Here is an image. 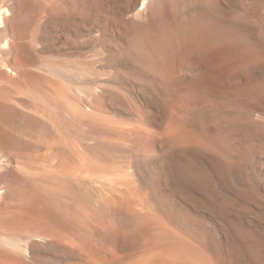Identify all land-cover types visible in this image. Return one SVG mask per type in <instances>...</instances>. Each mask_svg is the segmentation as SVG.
<instances>
[{
  "label": "rangeland",
  "instance_id": "374dc122",
  "mask_svg": "<svg viewBox=\"0 0 264 264\" xmlns=\"http://www.w3.org/2000/svg\"><path fill=\"white\" fill-rule=\"evenodd\" d=\"M167 1L169 3L175 2L174 4L172 3V5ZM192 1L194 0H151V12L148 8L140 14L139 18V15H133V12L128 13L125 10L126 0H39L38 3L40 4L41 10L37 11L36 14L38 12L42 14H35V16L29 19L26 32L27 38L25 39L30 50L28 68L33 72V76L30 79L29 85L25 88H12L8 93V103L11 105V109H9L10 107L8 109L12 112V115H15L16 121L14 124L15 128L12 127L9 129L10 133L12 132V136L14 134L12 137V139L14 138L12 146L14 148V153L17 154V156L14 157H17L18 162L24 166L28 164L37 165L38 163V166L43 164L41 167L49 165V161L52 157L50 153L51 147L49 148V145H51L50 142L44 141V143L40 141L43 146L40 145L41 143H37L38 145L36 144L37 146L35 147V144L32 143V138L27 139V135L30 136V134L28 132V134L26 133L27 128L24 125L26 119H28L30 115L38 113L35 111L39 102L41 107H45L46 109L47 106H52L50 103L54 104L52 108L50 107V110H52V112L54 111L53 114H51V111H48L49 108L47 110L44 108V110L51 114L48 113L49 116L60 117L59 120H55V122L58 120V123H56L57 129H59L60 123L61 128L65 126L67 122L65 115L67 112L68 114H72L75 111V114H79L76 116L78 120L75 118L77 122L74 121L75 123L73 122L72 124L76 127L77 123L81 120L82 125L81 126L79 123V126L77 125V128H75L78 132L76 134L78 137L77 142H87L88 140V142L93 143L94 146L95 143L96 145L98 143L99 147L102 146L100 147V152L103 150L105 154L107 153V156L110 155L112 161L118 159L116 162L118 161L120 165L127 164V162L130 163L129 165H124L126 166L125 169L128 170L127 167L129 166V172L132 169L130 174H135V176L132 175L135 179L138 177L137 181L139 180L138 182L140 184L138 188L143 192V195L148 196L149 193L155 195L152 196V198L149 196L144 198L145 200L149 198V200L145 201L146 204L148 201L152 202H148L150 206H148V204L146 206L151 209L156 208V211H158L157 209L159 208L160 210L158 212L162 211L164 214H167L166 217H171L167 218L169 223L175 228H180L181 231L178 228V230H176L181 232V235H186L185 237H187V239L190 238L189 241L191 240L190 242H192L211 263L263 264L264 63L260 62L258 65L257 63L248 64L245 67H237L234 65V67L232 66L233 71L226 69V73L225 68L228 66L224 67V65H227L228 62H213L215 66L217 65L215 68H219L223 73L225 72V74L221 71L219 72L225 75L224 79H222V74L220 75L219 73H217L219 77L216 73L215 75L212 74L213 76H209V79L211 78L210 83L212 82L210 86L211 90H207L206 92L209 93V91H212L215 94L212 96L210 92L206 94L207 96L209 95L208 97L204 95L203 97H207L206 99L200 96L201 99H199V102V96H196L197 98L192 96L189 98L190 95L179 87L180 84L177 78L178 75H180L179 73H181V67L179 68L180 65L178 66V56H180V52L181 55H183L182 51L186 49L187 45V49H192L190 46H193V44L189 45L192 42L186 43V46L183 45L184 48H180L179 52L175 54V57L177 56L176 58L170 57L172 61L171 59L169 61L172 63L178 60L174 62V64H171L175 67L178 66L177 68L179 69L169 64V56L165 55L162 51L161 53L163 55L158 53L159 50L157 52L156 49L154 52L149 45L143 44L145 41L149 44L150 41L153 42L161 39L162 36L170 34L173 30H176L174 32H179L180 28L178 27V29H176V27L180 26L179 24L181 22L179 19L182 17L181 15L183 14V18L186 17L189 19V14L197 10L194 4L195 2ZM219 1H216L217 5L215 4L214 7V9L216 8L215 10H217L216 16L218 15L217 17L219 18L222 16L219 13L225 14L224 16L226 17L222 16V19L225 20V18H228V20H225L228 23L233 20L231 24H235L234 26L240 23L242 27L237 25V28H234L237 30L241 28L245 29H241V34H243L241 38L244 41L248 40L246 42L250 44L245 42L249 44L247 45L248 47L258 48L257 50L264 55V0ZM176 2L178 4H176ZM55 4L57 8H55ZM182 6H184V8ZM153 8L155 10L159 8V13H157L158 10L155 11ZM178 9H181V11L183 9L182 12H184L185 15ZM191 9H194V12H190ZM52 10L56 11L54 12ZM152 10L155 11V14L162 13L160 15L163 17H159H162V23L164 22L163 25L161 23V18H157V15H154ZM148 12L150 14H148ZM152 13L153 15H151ZM234 20L239 23H234ZM134 21L135 23L133 25ZM176 21H179L177 25H175ZM166 25L167 27L164 31L163 28ZM170 26L171 28H168ZM174 27L175 29H173ZM159 28L162 29L160 33L159 31H161V29ZM169 29L173 30L170 31ZM163 31L166 34L160 36V34H163ZM143 34L146 35L144 36ZM136 35L140 36L144 42L140 38H137L138 36L136 37ZM144 37L146 38L144 39ZM138 39L140 40L138 41ZM141 41L142 43H140ZM137 42L140 44L138 43V45H136ZM139 45H143L141 47L144 48V52L143 48L141 49ZM148 46L151 50L150 53L146 51ZM135 47L139 51L137 50L136 52ZM259 48L261 50H259ZM100 51L103 52L100 53ZM98 54L101 55L98 56ZM192 54L190 57H192ZM162 56L167 57V60ZM193 57L199 59L198 54ZM194 58H191L192 65L188 67L190 69L188 70L187 68L184 70L187 71L188 75H201V69L198 68L200 72H197V64H200L202 60L199 59L200 61H196ZM173 59L175 60L173 61ZM164 60L167 62L165 63ZM193 61H195L196 66L193 64ZM218 62H220V64ZM213 63L210 65H214ZM170 65L171 67H168ZM210 65L207 69L210 71L211 68L213 73L215 68H212ZM191 67L195 69H191ZM166 70H168V72ZM189 71L191 73H189ZM170 73L172 77L171 75L169 76ZM182 73L186 72L182 71ZM216 78H218L217 82L215 81ZM221 80L223 82H221ZM214 82L216 83L214 84ZM218 82L221 83L219 84ZM166 83L168 84L167 86ZM213 85H215V87H213ZM255 85L259 87L256 89L253 88ZM237 86L240 87L237 88ZM35 88L37 91L39 90L40 95L43 94L41 95L42 98L37 94L39 92L34 91L36 90ZM44 90L45 92H41ZM46 92L47 95L45 96ZM36 96L41 98L38 97V100H40L39 102H37ZM50 98H52L53 101ZM164 98L167 102H165ZM261 99L263 100L261 101ZM196 101L198 102L196 103ZM45 103L47 104L45 105ZM182 104L187 105V112L184 111L186 107H181L185 106ZM175 105L176 107L180 106L183 108V114L185 112L189 114V117L187 114L184 115L189 118L188 120L190 121L188 122L192 123H189L191 127L196 126L194 130L198 129L200 132H197V134L199 138L201 136L202 147L205 149L202 148L196 152L180 153V151L160 146L159 142L166 135L165 128L169 117L168 115H170L169 113L167 114L166 111L170 112L171 106L175 107ZM54 108L57 109L55 110ZM164 108L166 109L163 111ZM192 109H194L193 112ZM202 111L204 113H202ZM57 113L62 114L58 115ZM68 114L66 116H68ZM95 114L99 116L97 115V117ZM83 116H86L87 119ZM159 117H161V119ZM196 118L198 119L196 120ZM23 120L24 123L21 124ZM62 120L65 123L62 122ZM130 126L132 128H130ZM79 128L84 131L86 137H84V135L82 137L84 133L80 131ZM93 128L94 130L90 131V129ZM100 128L103 129L101 130ZM116 128L118 131H116ZM97 129L98 131H95ZM86 130L88 133H86ZM113 130L115 131L114 133ZM119 132L124 133V136H121L122 134H119ZM90 133L92 134L91 136L88 135ZM94 134H96L98 138ZM99 136L101 140H99ZM80 137L83 141L81 139L78 140ZM156 137L158 139L162 138L157 140ZM86 138L88 139L86 140ZM104 138H106L108 142L104 141ZM31 140L32 142H30ZM98 141L104 143L105 146L103 147V144ZM124 141H127V143ZM154 142L156 147L154 146ZM108 143H110V145ZM121 143L124 145L129 143L128 146H125L127 149L124 148V150L121 151L119 148ZM105 147L106 149H102ZM212 148H214V151L211 150ZM124 151L127 153L125 152L122 154ZM33 152L35 154L38 153L36 156H33L35 155ZM115 153H117V156ZM38 154L40 155L37 157ZM140 154L142 155L139 156ZM29 156L32 159H30ZM113 156L118 158H113ZM141 157L145 160L141 159ZM108 158L110 159V157ZM19 159L22 161H19ZM36 159L38 161L35 163ZM31 161H34V163ZM122 161H124V164H122ZM45 182L48 183L47 181ZM50 188L53 189L51 185H48L46 189L48 190L47 194L48 192L49 195L54 193L53 195L55 196V190H51ZM56 195L57 198H55L63 203H60L61 205L64 206L68 203L62 198L60 193H56ZM35 249L37 250L39 248L35 247ZM35 249H33L34 251H32L29 256L31 264H72L69 254L64 250L61 252L59 249L53 248V250L50 247L49 249L41 247V250L39 249L37 251ZM205 253L207 255H205ZM218 259H220V261H218ZM221 261L223 263H221Z\"/></svg>",
  "mask_w": 264,
  "mask_h": 264
},
{
  "label": "bare ground",
  "instance_id": "6f19581e",
  "mask_svg": "<svg viewBox=\"0 0 264 264\" xmlns=\"http://www.w3.org/2000/svg\"><path fill=\"white\" fill-rule=\"evenodd\" d=\"M216 1H219V0H194V1H192V2H195L194 4H195L197 10H196V12H194L193 11L194 9L193 10L191 9L190 12L193 11L194 13H192V12H191V14L187 13V14H189V16H188L189 19H187L186 17L183 18L184 17L183 14L181 15L182 17H180V19H179V21L181 22L179 24L180 26H177V27L175 26L176 29H178V27H179L181 32L179 30H177L179 32H174V31H176V30H173V29H175V27H174L173 29H171L173 31L170 34L164 35V34H166V33H164L165 28L167 27V25H166L163 28V30H164L163 34H160V36L164 35V36H162L161 39H158V40L153 41V42L150 41L149 44L146 43V41H145V43H143V44L149 45L151 50L156 51V49H157V52L159 50L158 53H161V51H162L165 55L169 56L168 62H169V64H171L172 62H170L169 60L171 59V61H172V58L175 57V54L179 52L180 48H182L183 45L186 46V43L192 42L189 44V45L193 44V46H190V47H192V49H190V48L187 49V46H188L187 45L186 46L187 50L186 49H184L183 51L181 50L183 55H181V52H180L181 57L178 56L179 57L178 58L179 59L178 66L180 65L179 68L181 67L180 68L181 71L179 70L181 73H179L180 75H178L177 78H178V83L180 84L179 87H181V89H184L188 93V95H190L189 98L191 96L192 97L199 96L198 97L199 102H200L199 99H201L200 96H202V98H204L203 96L206 94H209L210 92L212 93V96H214V94H215L212 91H209V93L206 92L207 90H211L210 86H211L212 82L210 83L211 78L209 79V76H213V75H215V73L217 74L221 71L219 68L218 69L215 68V67H217V65L215 66V64L213 62H217V61L228 62L227 65L224 63L225 64L224 67L228 66L225 68V70L229 69L231 71H233L232 69H233L234 65H236L237 67H245L248 64L251 65L253 63H257V65H258V63H260V62L264 63V55L257 50L258 48L256 49L254 47H252V48L248 47L247 45L250 44L249 42H246L248 40L244 41L241 38L243 35V34H241L242 28L240 30H237L234 28V27L237 28V25L238 26L240 25V23L238 21H236V22H238L239 24L234 26L235 24L234 25L231 24L233 20L230 23H228L225 21L226 19L228 20V18H225V20L222 19L223 17H226V16H224L225 14L223 15V14L218 12L223 17L219 15L220 17L218 18L217 17L218 15L216 16L217 10H215L216 8L214 9L215 4L217 5ZM38 2H39V0H0V264H31L29 256H30V253L32 251H34L33 249H35V247L39 248V249L41 247H46L48 249H49V247L52 249L56 248V249H59L61 252H62V250H64L67 254H69V257L72 260L71 261L72 264H213L210 262V260H208V258L206 256H204L192 244V242H190L191 240L189 241L190 238L187 239V237H185L186 235L185 236L181 235L180 234L181 232L177 231L178 229L180 230V228H178L176 226L178 228L177 229L169 223L167 218H171V217H168V216L166 217L167 214H164L162 211L158 212L160 210L158 207H157L158 211L155 210L156 209L155 207H154L155 209L149 208L148 207V206H150L148 204L149 201L147 202L148 206H146L147 204L145 203V201L149 200V198H147L145 200L144 198L147 195L146 196L143 195V192H141V190L138 188V185H140L138 182L139 180L137 181L138 177H137V179H135L133 177V176H135V174H133V173L130 174V172H132L131 171L132 169L129 172V169H130L129 166L127 167L128 170L125 169L126 166H124V165H127V164L129 165L130 163L127 162V164H124V161H122L123 162L122 164H124V165H120V163L118 161L116 162V160H118V159H116V160L114 159L115 161L114 160L112 161V159H111L112 157L110 155L107 156L106 155L107 153L105 154L103 152V150L100 152V147H102V146L99 147L98 143H97V145L95 143V146H94L93 143L88 142V140H87L88 138H86L87 142H85V141L84 142H77L78 137L76 134L78 132L75 130V128H77V125L79 123L81 125V120L79 123H77L76 127H74V125L72 123L75 121V118H76L78 113L75 114L76 112L74 111L75 113L73 112L72 114L71 113L68 114V112H67L68 116H66L67 114L65 115L67 122L64 118L63 119L65 120L66 123L62 120V122L65 123V126L61 128V125H60L61 121H60L59 122L60 123L59 129H57L56 123H58L57 121L60 119V117L49 116L50 111H51V114H53V112H54V111L52 112V110H50V107L52 108V106L54 104L50 103V105H52V106H50V107L47 106V109L49 108V110H48L49 114H48L47 111L44 110L45 107L44 108L41 107V104L39 102L40 100H38L40 98L39 96H41L43 94L40 95L39 90L37 91V89H36L37 87L35 88L36 90H34V91H37L39 93H37V92H34V93H37L39 95L38 96L39 98L36 96V99L38 100L37 102H39V104H37L36 111H35L38 113H33L32 115L29 116L28 119H26L24 125L27 128L26 133L28 132L30 134V136L27 135L28 133L26 135L28 137L27 139L32 138L33 142H32V140L30 142L34 143L35 147L38 145L37 143H39V144L41 143L40 145L43 146L42 142H40V141L50 142L51 145H49V148L51 147L50 153L52 154V157L49 161V165L47 163L48 166H46V167H41V166H43V164L38 166L39 163L37 165L36 164L35 165L28 164L27 166H24L23 164L21 165L18 162L17 157H14V156H17V154L14 153V151H13L14 148L12 146L13 145V139H14V138L12 139V137L14 136V134L12 136V132L10 133L9 129H11L12 127L15 128L14 124L16 121H15V115H12L11 114L12 112L9 111V109H11V107H10L11 105H10V103H8V100H9L8 93L10 92V90L12 88H25L27 85H29L30 79L33 76V72L28 68V62H29V58H30V50L28 48V45H27L25 39L27 38L26 32H27V28L29 25L28 24L29 19L32 18L33 16H35L37 11L41 10V7L39 6L40 4ZM174 2L175 1H173L172 3L174 4ZM219 2H218V5H219ZM71 3H72V1H71ZM176 4H178V3L176 2ZM158 5H159V3H158ZM158 5H156V6H158ZM151 6H152L151 0H140V1L139 0H126L125 10L128 13L133 12L132 13L133 15H139V18H140V14L142 12L146 11L148 8L150 9ZM221 6H222V4H221ZM182 7L184 8V6H182ZM55 8H57L56 4H55ZM154 8H153V10H155ZM158 9L159 8H157L156 10H158ZM56 10H52V11L55 12ZM42 11H43V9H42ZM155 11H153V12H154V15H157V18L159 16H162V15H160L162 13L155 14ZM179 11H181V9ZM182 11H183V9H182ZM150 12H151V9H150ZM38 13H39V15L42 14L40 12H38ZM157 13H159V10ZM182 13H184V12H182ZM148 14H150V13L148 12ZM151 15H153V13ZM184 15H185V13H184ZM147 16H149V15H147ZM150 17L153 18L152 16H150ZM162 17H159V18H161V23H162ZM230 19H232V18H230ZM154 20H155V17H154ZM175 20H177V19H175ZM179 21H176L175 25H177L178 24L177 22H179ZM236 22L234 20V23H236ZM134 23H135V21L133 22V25H134ZM163 23H162V25H163ZM165 23H166V21H165ZM168 28H171V26ZM159 29H161V28H159ZM160 32H162V29H161V31H159V33ZM159 33H158V35H159ZM139 34H140V32H139ZM137 36L138 35H136V37ZM28 38H29V36H28ZM137 38L141 39L140 36H138ZM142 38H143V36H142ZM145 38L146 37H144V39ZM140 39H138V41ZM141 40H143V39H141ZM131 41H134V40H131ZM143 42H144V40H143ZM245 42L249 43V44H246ZM138 43L139 42H137L136 45H138ZM140 43H142V41ZM251 43H253V42H251ZM141 46H143V45H141ZM141 46H140V48L142 49L143 47H141ZM149 46H148L149 50L146 49V51H149V53H150L151 50H150ZM135 49H136V47H135ZM137 50L138 49H136V52H137ZM185 50L187 53L186 52L184 53ZM259 50H261V49L259 48ZM153 51H152V53H153ZM102 52L100 51V53H102ZM143 52H144V48H143ZM97 53H98V51H97ZM190 53L191 54L193 53L194 55L198 54L199 59L202 61H200L199 59H196L197 56L194 58L193 54H192V57H190V55H191ZM146 54H147V52H146ZM100 55L101 54H98V56H100ZM149 56H151V55H149ZM162 57H164L165 59L167 58L165 56H162ZM170 57H172V58H170ZM191 58H194L196 61L199 60L201 62L200 64L196 63L198 65L197 66L198 71L197 70L196 71L199 73L200 72L199 69H201V72H202L201 75H199V74L198 75H194V74L188 75L187 71L184 70V69H187L190 65H192ZM174 60L175 59H173V61ZM176 61H178V60H175L174 62H176ZM199 61H198V63H199ZM105 62H106V59H105ZM166 62L167 61H165V63ZM174 62L172 64H174ZM212 63L214 65H210ZM218 63L220 64V62H218ZM193 64L195 65V61H193ZM208 64L212 68H215L213 73H212V71H211L212 69L210 67H209L210 71H208V69H207V67L209 66ZM163 65H164V63H163ZM163 65H161V66H163ZM171 65L168 67H171ZM172 66H174V65H172ZM195 66H193V67H195ZM177 67H175V68L179 69ZM229 67H232V68H229ZM195 68L191 67V69H195ZM174 69H171V70H174ZM189 69L190 68H188V70ZM238 69H240V68H238ZM150 70H152V69H150ZM160 70H162V69H160ZM227 70H226V73H227ZM166 71L168 72V70H166ZM182 71H184L186 73H182ZM231 71H230V73H231ZM152 72H154V71H152ZM156 72H157V69H156ZM189 73H191V72L189 71ZM222 73H219V74L221 75ZM223 74H225V72ZM223 74H222V76H223L222 79H224V76H225ZM170 75H171V73L169 74V76ZM171 77H172V75H171ZM215 77H217V76H215ZM218 77H219V75H218ZM217 79L218 78H216V80H215L216 82L218 81ZM216 82H214V84ZM221 82H223V81L221 80ZM221 82H218V83L220 84ZM263 84H264V82H263ZM167 85L168 84L166 83V86ZM255 86L253 87L255 89L257 87H259V86H256V87ZM213 87H215V85H213ZM238 87H240V86H237V88ZM168 88H170V87H168ZM263 88H264V86H263ZM247 89H248V87H247ZM261 91L263 92L262 88H261ZM41 92H45V90L41 91ZM47 92H46L45 96L47 95ZM95 94H96V92H95ZM98 94H99V92H98ZM89 95H91V94H89ZM177 95H178V93H177ZM92 96H93V94H92ZM207 97H205L204 99H206ZM41 98H42V96H41ZM50 99H52V98H50ZM191 100H193V99H191ZM262 100L263 99H261V101ZM52 101H53V99H52ZM198 101H196V103ZM165 102H167L166 99H165ZM184 103H186V102H184ZM206 103H208V102H206ZM46 104L47 103H45V105ZM176 105H175V107L171 106L172 108L169 110L170 112L166 111L167 114L168 113L170 114V115H168L169 117L167 116L168 120H167V124H166V128H165L166 129V131H165L166 135L164 137L162 136L163 139L160 142L159 141H157V142H159L160 146H162V147L169 148V149L175 150V151H180V153L181 152H183V153L188 152L189 153L191 151L196 152V151L201 150L204 147H202V143H201L202 140L200 139L201 136L199 138V135L197 134V132L198 133H200V132L198 131V129L194 130V127H196V126L192 125L193 127H191L190 124H192V123L188 122V121H190V120H188L189 118H187V116L184 115V114H187L189 117V114L186 113L187 112L186 110L188 108L187 105L182 104L185 106H181L184 108L186 107V109H184V111H186L184 114H183V110H182L183 108H181L180 106L176 107ZM55 107H56V105H55ZM198 107H200V106H198ZM190 108H191V105H190ZM193 108H194V106H193ZM165 109L166 108H164L163 111ZM201 109H203V108H201ZM193 110L194 109H192V112H193ZM195 111H196V109H195ZM202 113H204V112L202 111ZM60 114H62V113H60ZM60 114H58V115H60ZM92 114H94V113H92ZM95 115L97 116L98 114H95ZM158 115H160V114H158ZM86 116L85 117L83 116V117L85 119H87ZM160 116H162V115H160ZM93 118H95V117H93ZM154 118H156V117H154ZM159 118L161 119V117H159ZM56 119H58V120L55 122ZM197 119L198 118H196V120ZM201 119H203V118H201ZM199 121H201V120H199ZM257 121H258V118H257ZM75 122H77V121H75ZM96 122H98V121H96ZM23 123H24V120L21 124H23ZM90 123H92V122H90ZM165 123H166V121H165ZM97 125H98V123H97ZM148 125H149V123H148ZM252 126H253V124H252ZM90 127H91V124H90ZM163 127H164V125H163ZM80 128H79V130H80ZM124 128H126V127H124ZM130 128H132V127L130 126ZM261 128H263V127H261ZM54 129H56V130H54ZM87 130H89V129H87ZM91 130H94V128L90 129V131ZM80 131H82V130H80ZM95 131H98V129ZM116 131H118V129ZM153 131H151V132H153ZM256 131H257V128H256ZM256 131H255V133H256ZM82 132L84 133V131H82ZM99 132H100V130H99ZM114 132L115 131L113 130V133ZM156 132H154V133H156ZM86 133H88V131ZM93 133H94V131H93ZM101 133H102V131H101ZM119 134H122L121 136H124V133L119 132ZM151 134H153V133H151ZM80 135H81V132H80ZM83 135H84V137H86L85 133L82 134V137H83ZM88 135L91 136L92 134L90 133ZM94 135L98 138V136L96 134H94ZM261 135H263V134H261ZM125 137H126V134H125ZM80 139H81V137L78 140H80ZM104 139H105L104 141H107L106 138H104ZM115 139H116V137H115ZM160 139L157 138V140H160ZM99 140H101L100 136H99ZM127 141L126 142L124 141V142L127 143ZM98 142H101V141H98ZM111 142H112V140H111ZM133 142H134V140H133ZM223 142H222V144H223ZM102 144L104 147L105 144L104 143H102ZM108 144L110 145V143H108ZM128 144H126V145L128 146ZM109 145H107V146H109ZM126 145L121 143L120 147H119L120 150L123 151L124 148H126L125 147ZM154 146H155V142H154ZM135 147H137V146H135ZM223 147H224V144H223ZM209 148H208V150H209ZM102 149H106V147L102 148ZM213 149L214 148H212L211 150H213ZM206 151H207V149H206ZM34 152H33V154H35ZM39 152H40V147H39ZM125 152L126 151L122 152V154ZM169 152H171V151H169ZM172 153H173V151H172ZM36 154L33 156H36ZM212 154H213V152H212ZM39 155L40 154H38L37 157ZM115 155L117 156V153H115ZM141 155L142 154H140L139 156H141ZM116 156H113V158ZM108 157H110L111 160ZM189 157H191V156H189ZM116 158H118V157H116ZM194 158H196V157H194ZM30 159H32V158L30 157ZM141 159H143V157H141ZM126 160H125V162H126ZM143 160H145V159H143ZM19 161H22V160L19 159ZM37 161L38 160L36 159L35 163ZM113 162H115L116 165ZM136 162H135V164H136ZM32 163H34V161ZM232 165H233V163H232ZM45 181H47L48 183H46ZM46 185L47 186L51 185L53 187V189L55 190V192L60 193V195H62V198H64L68 203L63 206L60 204L62 202H59L58 199H56L57 198L56 196L58 194L56 195V193H55V196L53 195L54 193L52 195H49V192H48V194H47L48 190H46L47 189ZM50 189L53 190L52 188H50ZM156 195H157V192H156ZM148 196L150 198H152V196H155V195L154 194L152 195V193H149ZM158 200H159V198H158ZM63 202H64V200H63ZM149 203H152V202H149ZM162 210L166 211L165 209H162ZM39 249H37V250H39ZM205 255H207V254L205 253ZM219 258H220V256H219ZM216 261H217V259H216ZM218 261H220V259H218ZM67 263H69V262H67ZM221 263H223V262L221 261ZM229 263H231V262H229ZM260 263H262V262H260Z\"/></svg>",
  "mask_w": 264,
  "mask_h": 264
}]
</instances>
